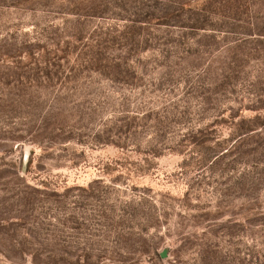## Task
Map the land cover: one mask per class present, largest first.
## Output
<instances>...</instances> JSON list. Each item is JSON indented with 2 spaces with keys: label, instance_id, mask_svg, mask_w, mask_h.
<instances>
[{
  "label": "rangeland",
  "instance_id": "1",
  "mask_svg": "<svg viewBox=\"0 0 264 264\" xmlns=\"http://www.w3.org/2000/svg\"><path fill=\"white\" fill-rule=\"evenodd\" d=\"M0 264H264V0H0Z\"/></svg>",
  "mask_w": 264,
  "mask_h": 264
}]
</instances>
